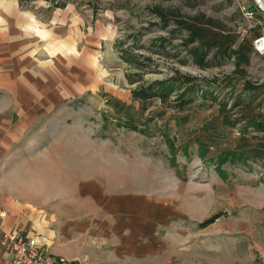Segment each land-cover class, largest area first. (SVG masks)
Wrapping results in <instances>:
<instances>
[{"label":"rangeland","instance_id":"1","mask_svg":"<svg viewBox=\"0 0 264 264\" xmlns=\"http://www.w3.org/2000/svg\"><path fill=\"white\" fill-rule=\"evenodd\" d=\"M16 2L38 17L62 10V47L77 43L96 50L85 65V89L11 134L0 156L1 190L83 246L81 259L69 264H264V165L243 151L263 141L264 131L241 133V123L224 125L217 101L210 99L229 97L230 108L243 96L244 81L230 75L232 57L207 67L194 64L183 45L187 31L177 23L210 18L214 31L252 44L259 26L243 19L240 7L249 0ZM155 7L170 15L166 25ZM255 19L263 18L257 12ZM94 20L101 41L91 47L78 31L87 34ZM159 37L165 38L160 48L152 45ZM123 50L151 61L133 67ZM263 60L251 54L247 78L260 79ZM175 71L180 88L167 98L133 96V90L166 82ZM139 73L142 79L130 83ZM185 74L197 81L184 84ZM213 78L220 85H205ZM259 90L249 106L264 116V84ZM183 97L189 101L179 106ZM249 109L238 106L229 115L241 117ZM221 159L223 177L216 170ZM215 213L212 223L201 225Z\"/></svg>","mask_w":264,"mask_h":264},{"label":"crops","instance_id":"2","mask_svg":"<svg viewBox=\"0 0 264 264\" xmlns=\"http://www.w3.org/2000/svg\"><path fill=\"white\" fill-rule=\"evenodd\" d=\"M62 12L58 9L48 17H38L19 9L16 0H0V156L11 134L25 131V124L62 106L65 97L79 95L86 87L85 65L94 61L96 50H87L83 44L77 48V43L75 47H62L57 32L61 28L57 24H63L67 15L61 16ZM73 19L66 22L74 32ZM91 27L85 35L78 31L79 39L86 42L84 45H99L98 23L94 20ZM54 225L49 220L43 222L28 205L0 188V264H10L1 240L11 230L25 236L41 232L37 238L51 253L68 260L81 259L83 246L77 238Z\"/></svg>","mask_w":264,"mask_h":264},{"label":"trees","instance_id":"3","mask_svg":"<svg viewBox=\"0 0 264 264\" xmlns=\"http://www.w3.org/2000/svg\"><path fill=\"white\" fill-rule=\"evenodd\" d=\"M57 7H63L65 5V2L63 3H55L54 4ZM154 13H156L160 20H163L165 25L168 22V19L170 18V15L167 13H164L162 9L159 7H155L152 9ZM178 24H181L187 31L186 37L183 40V45L185 46V49L188 51V53L191 55V59L194 64H198L201 67H207L211 66L212 63H218L219 61L225 60V58L232 57L233 63L235 65L233 71L230 75L236 76L241 75L240 78L244 81V87H243V96H237L235 97L234 101L231 103L230 108L227 107V100L230 99L229 97L227 100H219L217 96H212L210 100L217 101L220 116L223 119L224 125L227 126H234L235 124H242L240 127V132H248L249 128H252V131L259 132L264 131V116L260 112H257L256 114H253L254 107H250V103L255 102L256 99L260 95V88L264 84V82H260L259 79L253 81L249 78H247V70L246 65L248 64L250 60L251 54L254 52L252 48V44L247 38H242L241 41L237 42V36L236 35H223L218 33V31H214V28H216L214 25L213 20L206 19V21H201L195 17L194 19H191L189 17L182 18L180 20H177ZM219 31L221 30V27H219ZM211 32L210 36H205L203 32ZM222 31V30H221ZM165 42L164 37L156 38L155 40H152V45H159L158 48L163 46V43ZM212 52V54H210ZM124 57V60L131 66L136 68H143L147 62L151 61L150 57H147L143 55L142 53L135 54V53H129L126 52V50H123L122 58ZM181 63L186 62V58H181L179 60ZM180 73L178 71H175V75H173L170 79H168L166 82L159 80L153 81V83L148 84L147 87H141L138 89L133 90L132 94L135 98L141 99V100H147L150 98H153L155 96H158L162 99H165L169 96V93L171 91L177 90L178 86H180L179 82L181 79ZM142 79V74H138V78L136 80L131 79L129 77L130 83H136L139 80ZM185 81H183L184 84L193 85L195 81H197L196 78L185 74L184 75ZM221 81L218 78H213L210 82H206L205 85L209 86H218L220 85ZM192 87H189V89ZM248 95L249 101L244 99V97ZM180 95H178L179 97ZM179 101V106H182L184 103L188 102V99H185L184 97L181 98ZM244 102L243 105H241ZM246 103V104H245ZM257 104H261L260 101L257 102ZM238 106L243 107H249V112H242L241 111V117L234 118L230 114L232 110H235ZM136 129V128H135ZM250 132V131H249ZM254 138L258 137L256 135L253 136ZM246 145V144H245ZM244 145V146H245ZM205 146H203L204 148ZM204 151V150H203ZM245 153H247L249 159L254 160L256 162H261L262 165H264V140L258 141L256 145L254 146H247L245 150ZM225 160L221 159L218 161L216 165V170L219 173L221 177L224 176L225 171L222 170L221 165L224 163ZM219 213H215L211 217L205 219L203 222H201V225L205 226L207 224L212 223L217 217Z\"/></svg>","mask_w":264,"mask_h":264},{"label":"built area","instance_id":"4","mask_svg":"<svg viewBox=\"0 0 264 264\" xmlns=\"http://www.w3.org/2000/svg\"><path fill=\"white\" fill-rule=\"evenodd\" d=\"M249 3L253 9L246 4L240 5L242 17L250 22L256 20L254 25L259 26V33L254 36L252 48L255 53L264 57V0H249ZM257 12L262 15V20L255 19ZM259 81L264 82V67ZM1 245L6 246L10 264H69L68 259L51 253L36 237L24 236L15 230L5 235Z\"/></svg>","mask_w":264,"mask_h":264}]
</instances>
